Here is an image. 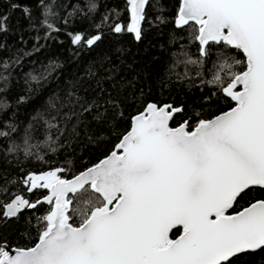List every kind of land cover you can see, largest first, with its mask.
<instances>
[{
	"label": "snow or ice",
	"instance_id": "snow-or-ice-1",
	"mask_svg": "<svg viewBox=\"0 0 264 264\" xmlns=\"http://www.w3.org/2000/svg\"><path fill=\"white\" fill-rule=\"evenodd\" d=\"M126 3L131 22L113 30L134 33L139 41L149 0ZM48 14L43 24L53 29ZM174 23L198 26L201 56L216 44L246 57L225 59L209 81L235 106L193 126L185 120L170 127L183 108L147 103L94 165L71 178L63 167L27 174L25 190L47 194L36 201L22 194L0 200V225L19 220L25 209L49 207L35 223L25 220V228L34 230L32 246L11 249L0 242V264H264V199H248L264 195V0H182ZM82 40L81 34L73 37L77 45ZM100 40L97 34L84 43ZM241 63L242 70H233ZM106 111L96 119L106 121ZM121 115L114 112L113 119ZM32 147L26 156L34 155ZM0 179V195H8L12 181ZM234 208L239 210L229 211ZM173 229L178 238H170Z\"/></svg>",
	"mask_w": 264,
	"mask_h": 264
},
{
	"label": "trees",
	"instance_id": "trees-1",
	"mask_svg": "<svg viewBox=\"0 0 264 264\" xmlns=\"http://www.w3.org/2000/svg\"><path fill=\"white\" fill-rule=\"evenodd\" d=\"M180 4V0L149 3L137 41L127 31L113 30L129 24L126 0H0V17H6L0 21V131L9 133L0 136V177L12 181L8 195H0V200L15 194L30 201L42 199L46 189L25 190L23 179L29 173L63 167L69 169L65 177L71 178L99 162L147 103L183 108L172 127L185 120L193 126L198 119H212L235 106L209 81L225 59L245 62L244 55L210 44L207 55L201 56L194 39L198 27L175 26ZM45 10L55 30L43 24ZM75 34L84 40L99 34L101 40L91 47L84 40L77 45ZM244 67L236 64L233 70ZM110 101L118 108L113 109ZM106 109V121H98L97 115ZM114 112L122 115L113 119ZM26 137L33 156L25 155ZM244 206L246 202H241L239 207ZM47 208L44 204L27 209L19 220L0 225V242L6 241L11 249L32 246L34 230L25 228V220L32 217L35 223V216ZM179 234L175 231L172 237Z\"/></svg>",
	"mask_w": 264,
	"mask_h": 264
},
{
	"label": "water",
	"instance_id": "water-1",
	"mask_svg": "<svg viewBox=\"0 0 264 264\" xmlns=\"http://www.w3.org/2000/svg\"><path fill=\"white\" fill-rule=\"evenodd\" d=\"M152 1H154V0H149V3H151ZM180 2L182 3V0H180ZM149 3H148V5H149ZM148 5L145 7V11H144V16H145V13H146V10H147V7H148ZM129 11H130V9H129ZM144 21H145V19H144ZM144 21L142 22V24H141V36H142V29H143V24H144ZM130 22H131V19H130V21H129V24H130ZM197 26V25H196ZM185 27H187V26H185ZM198 27V26H197ZM134 37H135V35H134V33H131ZM198 42V41H197ZM235 50V49H234ZM238 51H240V50H238ZM241 52V51H240ZM243 54V53H242ZM245 57V56H244ZM245 59H246V57H245ZM239 90V89H238ZM233 103H234V105H235V102L234 101H232ZM180 113H182V112H178L174 117H173V119L169 122V126L170 127H172L171 126V124H172V121L174 120V118L178 115V114H180ZM37 190V189H36ZM36 190H33V191H31V193H34ZM46 205V204H45ZM48 206V205H47ZM49 207V206H48ZM25 210H27V209H25ZM24 210V211H25ZM30 210H33V209H30ZM233 209H230L229 211L231 212ZM15 219V218H14ZM176 229H173V231H175ZM173 231H172V233H173ZM172 233H170V238H172L171 236H172Z\"/></svg>",
	"mask_w": 264,
	"mask_h": 264
},
{
	"label": "flooded vegetation",
	"instance_id": "flooded-vegetation-1",
	"mask_svg": "<svg viewBox=\"0 0 264 264\" xmlns=\"http://www.w3.org/2000/svg\"><path fill=\"white\" fill-rule=\"evenodd\" d=\"M175 231H177V230H175ZM175 231H173V233L175 232ZM173 233H172V235H173ZM181 234V233H180ZM172 237V236H171ZM173 238V237H172ZM175 238H178V236L177 237H175Z\"/></svg>",
	"mask_w": 264,
	"mask_h": 264
}]
</instances>
